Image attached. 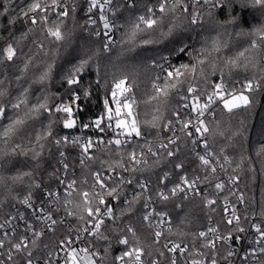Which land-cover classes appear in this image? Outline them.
Here are the masks:
<instances>
[{"label": "trees", "instance_id": "16d2710c", "mask_svg": "<svg viewBox=\"0 0 264 264\" xmlns=\"http://www.w3.org/2000/svg\"><path fill=\"white\" fill-rule=\"evenodd\" d=\"M30 0H13V7L18 11V5H25ZM50 2V0H49ZM69 5L73 3L76 5V12L69 13V16L64 19L62 31L65 34V39L61 42L55 41L53 37H48L45 32L41 31L40 25L35 26L34 31L29 33L28 38L20 40L17 47V57L13 62H0V89L6 91L4 97H0V102L5 103L6 112L4 116H0V223H3L7 218L4 213L13 214L15 209L20 206V200L24 198L31 190L33 195H39L44 190L51 191L59 190L61 184L59 180L66 174L69 180H76V192L80 191H100L97 186L92 188L93 177L92 171L99 169L101 172H108L107 165L101 166L99 160H107L109 163L120 159L115 147L110 146V150L93 151L98 159L95 162L88 161L86 158L84 166L79 163V156L81 150L74 145L56 146L53 144L54 138L67 136L71 131H67L61 122L62 114H55L49 116L47 112L41 111L39 114L28 113L31 105L42 102L45 95L48 96V105L55 109V105L69 100L67 93L68 85L62 80V74L68 70L71 64H75L81 58H86L92 55L99 49V55L93 56V61L90 62L85 72L82 73L84 83L95 81V65L100 66L101 83H103L105 73L108 74L109 90L112 79V74L115 73L117 78L121 73H126L129 76L128 83L132 85V95L136 98L135 111L138 113V118L141 122V130L143 135L141 140H147L151 143L160 141L161 139L167 141L171 135L163 124L167 123L169 119L173 120V110L182 112L183 104L186 102L181 100L182 96L187 95L188 98L192 95L187 93L189 85L195 86L201 92L211 91L205 85L204 78L200 75V70L203 68L205 75L208 76L210 82H218L220 76V69L224 70L225 81L230 87H235L237 90L242 89L243 82L247 79H252L253 76L261 81V88L256 89L252 93L245 90V94L250 96L253 104L249 108L234 109L231 113L223 109V105L217 103L214 107L215 119L212 116H206V123L212 129L210 133H206V139L210 149L219 157L229 158L230 167L233 174L238 178L239 195L243 193L244 196V211L256 217V221L260 223L264 220L261 216L264 210V153H261L264 147V131H262V117H264V78L258 69L251 67L245 69L243 66L233 68L231 73L225 67V62L229 57H236L237 53L249 48V52L245 56L255 57L260 61V67H264V52L260 50L251 49V37L244 33L249 32L255 27L264 24V10L258 6H253L251 0H229V7H221L213 9L212 15L205 13L203 20L196 26H187V21L183 17H179L176 23L181 25L177 28L171 36L161 37V28L145 30L138 34L134 42L127 41L125 35L129 31V21L136 16L145 13L143 7H137L132 10H122L117 13V19L120 21L122 27L121 35L118 42L114 46H110V50L103 51L104 40L92 35L94 30L91 25L87 24L89 13L87 12V4L85 0H67ZM125 0H117V5L124 3ZM138 4H152L157 5L158 0H134ZM189 4L191 0H186ZM4 0H0V11ZM242 5H244L242 7ZM58 11V10H57ZM15 15V13H13ZM159 15V14H157ZM50 26L51 22L56 20L54 13H49ZM232 16L238 18L236 23H225L231 20ZM172 23L171 16H166L162 26L163 31H167V25ZM8 21L4 17H0V49H2L9 40V32L19 39L22 32H26L29 27H33L30 23H25L21 17L17 23L12 27H7ZM143 27V25L141 26ZM241 29L244 32L237 35ZM151 39L154 42L143 44L141 41ZM34 41L43 43V49H39ZM219 45V51H212L213 42ZM187 46L186 51L179 52V47ZM226 45V46H225ZM204 49V52L201 50ZM31 56V63L27 71H22L25 60ZM167 57V60L161 59ZM196 58L205 59L203 65L198 63ZM156 61L157 64L163 65L164 68L179 67L181 64L196 65L195 74L188 73L181 79V82L176 84L175 88L168 89V95L165 97L162 94L158 95L153 88V83L159 84L163 87L166 83L164 77L165 72L161 68L152 64ZM216 64L215 75H213L212 64ZM49 64H53L51 76L43 82L39 81V77L45 71ZM243 64V58H241ZM20 77L18 80L17 77ZM159 76V79L157 77ZM175 83V81H172ZM24 89H28L27 100L28 106L21 105L19 110H13L11 103L15 102L17 97H20ZM92 95L85 100L81 95L79 109L73 106L74 114L77 115L80 122L89 121L95 115L102 111V99L105 94V89L96 90V85H92ZM78 90V89H76ZM59 94V95H57ZM156 97V99H152ZM39 98V99H38ZM158 110V111H157ZM17 116L24 119L25 123L19 125L16 131L7 138L5 144V137L2 135L4 128L15 119ZM154 116H159L157 121L159 125L153 128L150 123ZM49 120H55L56 123L52 125V138L36 140L37 134L43 137L46 126ZM159 133V136L157 135ZM182 136V135H181ZM43 144L44 148L41 150L39 144ZM21 145V148L28 150L27 154H21L18 149L15 153L11 149L15 145ZM137 144H131L128 147H122L121 153L124 154V160L127 164V152L132 151ZM180 151L176 157H167L166 152H163L159 157L160 163L155 164L156 159L151 158L147 165L141 166L144 171L131 173L133 176L144 179L151 183L153 196L160 209L168 212L172 218V233L165 235V241L174 240L176 242H183L193 248L194 234L202 230H207L210 225L208 218L212 219V227H218L220 234L226 235L232 230V226H228L224 219V208L221 201L218 200L214 205L207 206L203 202V196L190 197L188 200H183L182 197L170 198L168 202L159 201L157 196V189L171 188L174 183L179 180V176L184 173L190 176L195 174H205V169L195 160L193 153L187 144V138L182 137L179 143ZM174 152L176 148L169 146ZM42 151V155L33 159V152ZM223 149V151H221ZM65 151V159L69 164L67 173L63 170L59 163V152ZM9 153L7 156L4 153ZM243 157V161L241 160ZM183 161L185 167L183 171L174 168V164ZM37 165H39L37 167ZM237 165H240L237 167ZM59 169V171H57ZM116 170H122L116 168ZM31 172L30 177H24L22 181L13 182L12 177L24 173ZM164 172H170L173 179L169 178L164 184L159 183V178L163 176ZM55 173V175H52ZM124 173V172H123ZM125 174V173H124ZM128 178V173L125 174ZM130 175V173H129ZM87 183H84V180ZM116 180L108 181L110 186H114ZM35 183L41 185L40 188L34 186ZM135 183V182H134ZM31 186V187H30ZM132 185L121 186V196L127 194L128 188ZM73 192L71 197L75 203L82 202V198ZM216 192H212L215 195ZM208 197V196H207ZM212 197V196H210ZM214 196L213 198H215ZM66 198L65 193L59 194V201L54 210V217L58 223L55 226V231H47L39 240V248L34 251V259L44 256L48 251L55 250L58 246V241L65 237L72 235L77 229L85 225L84 221L79 220L78 216H68L67 210L63 204ZM217 199V197H216ZM144 200L141 198L140 203L134 204L132 213H125L121 216L122 209L128 206L122 202L113 205L115 216L119 219H106V224L102 226L101 231L104 235L109 236V242L103 240H93V243L101 255L103 249L111 243L110 254L108 259L118 255L125 250L124 246L117 244V238L120 229L125 228L126 225L131 224L137 231V236L140 238L146 251L148 246H151L153 256L145 255L146 260L158 257L155 249L161 248L164 244L160 241L159 244H152V233L155 232L153 227H148V223L143 221L142 216L146 209L143 208ZM175 204H181L180 208L175 207ZM95 206V202H93ZM58 209V210H57ZM214 209V210H213ZM69 210L78 211L74 206L70 205ZM255 214V215H254ZM63 217V223L59 222ZM184 220V223H181ZM248 222V218L246 219ZM69 228L72 232L69 233ZM116 229V231H113ZM1 232V229H0ZM184 233L180 235L178 233ZM25 233H17L19 235ZM232 234H236L233 231ZM131 241V234H128ZM209 238H211L209 236ZM29 242L31 241L30 238ZM204 243L203 239H195V248L207 252V249L201 247ZM48 244L49 248L45 249L44 245ZM217 250H227L225 245H217ZM166 252V250H165ZM169 255L166 252L163 263L167 261ZM19 259V257H17Z\"/></svg>", "mask_w": 264, "mask_h": 264}, {"label": "snow or ice", "instance_id": "6c2138e0", "mask_svg": "<svg viewBox=\"0 0 264 264\" xmlns=\"http://www.w3.org/2000/svg\"><path fill=\"white\" fill-rule=\"evenodd\" d=\"M87 4V12L91 14L94 9L99 11V20L103 24L104 37L105 42L103 44V51L107 52L110 50V45L116 43L113 40L110 32L113 28L117 27V25L109 19L107 12H111L112 16L115 17L118 12L125 10H132L137 7H143L145 9L144 14H140L136 16L134 19L129 21V31L125 34L127 36V41L124 42H134L139 33L151 29L161 28L160 36L167 37L171 36L173 32L181 27V25L176 23V20L179 17H183L184 20L187 21V26H196L198 25L204 18L205 13L209 16L212 15L213 9H219L223 7H231L229 4V0H191L189 4L186 0H158V5L152 4H138L134 2V0H125L124 3L117 5L116 0H85ZM253 6H258L261 10H264V0H251ZM244 5H242L243 7ZM18 11L13 7V0H4L2 5V11H0V17H4L7 19L8 24L7 27L14 26L17 21L23 17L25 23H30L33 27H29L26 32H22L19 39H16L11 32H9V40L6 42L5 46L0 49V62H13L17 57V47L16 45L20 43V40H24L28 38L29 33L34 31L35 26L40 25L41 31L45 32L48 37H53L55 41L61 42L65 39V34L62 31V25L64 23V19L69 16V13L76 12V5L73 3L69 5L67 0H30L25 5H18ZM157 9L159 15H157ZM58 10V11H57ZM15 13V15H13ZM49 13H54L56 20L51 22L50 26V16ZM166 16H171L172 23L167 25V31L162 30V26L164 24V20ZM238 18L236 16H232L231 20L225 21V23H236ZM89 25H95L97 23L96 20L92 19V16H88V20L86 21ZM143 25V27H141ZM123 27V25H120ZM244 32L241 29L240 32H237V35H241ZM251 37L250 48L254 50H260L264 52V24H261L259 27H255L251 29L249 32L244 33ZM92 35L100 36V31H96L92 33ZM143 44L153 43L154 41L151 39H145L141 41ZM37 44L39 49H43L44 45L40 41H34ZM226 46V45H225ZM187 46L179 47L177 51L184 52L186 51ZM205 50L202 49L201 52ZM212 51H219V45L213 42ZM249 52V48H245L243 51L237 53L236 57H229L225 62V67L229 69V73L233 68H239L243 66L245 69L251 67L253 69H258L262 73V78H264V67H260V61L256 60L255 57L245 56V53ZM99 55V49L93 53L92 55H88L86 58H81L77 63L71 64L66 72L62 74V80L66 82L68 85L67 93L69 94V100L67 102L57 103L55 105V109L53 111L52 108L48 105V96L45 95L43 97L42 102L31 105L28 110L31 114H39L41 111L47 112L49 116H53L55 114H62L63 118L61 120L63 127L65 129H73L78 124V117L74 114L73 106L79 109L80 105L78 101L81 99V95L85 100L89 99L92 95V85L93 83L96 85V90L105 89V94L102 99V111L91 118L89 121L80 122L81 131L83 129L94 128L98 131L99 135H97L95 141L91 136L84 138L82 136H73L69 138L68 136H62L59 138L53 139V144L56 146L63 145H74L78 146L81 150L79 156V163L81 166L85 164V157L88 161L95 162L98 157L93 155V151H105L110 150L111 147H115L117 154L120 155L119 160L112 161L109 163L107 160H99L101 166L107 165L108 172H115L116 168L122 169L127 173H136L143 172V167H137L140 165H147L148 159L147 157L151 155L152 157H157L154 161L155 164L160 163V154L161 150L166 152L167 157H176L177 153L180 151L179 148L174 152L169 146L176 145L177 142L181 139L180 136L175 134V130L173 128V120L169 119L167 123L163 124V128L172 131L173 137L167 138V143L161 139L159 141L158 148L159 150L154 151L151 146L150 141H146L144 145H140L141 151L139 154L135 149L127 152V164L124 160V154L121 153V149L125 143L128 142L129 138L132 137H141L143 135L141 130V122L138 118V113L135 111L136 106V98L132 95V85L128 83L129 76L126 73H121L119 78H117L116 74H112L110 90H109V81L107 79L108 74L105 73V79L103 83H101V75H100V66L97 63L95 65V81H89L87 83L83 82L82 73L85 72L86 68L89 66L90 62L93 61V56ZM241 58H243V64H241ZM31 56H28L24 63V68L22 71H27L29 64L31 63ZM163 60H167V57H161ZM198 63L203 65L205 63V59L196 58ZM152 64L156 67L161 68L163 72L166 73L164 79L166 81L165 85L161 87L159 84L153 83V88L155 89L158 95L167 96L169 88H175L176 84L181 82V79L185 77L189 72L195 74L196 65H188L181 64L179 67L165 69L163 65L157 64L156 61H152ZM53 64H49L45 71L39 77V81L43 82L46 79H49L51 76V70L53 68ZM171 67V66H170ZM213 75H215L216 64H212ZM200 75L204 78L205 85L211 89V91L201 92L193 85H189L187 88V93L191 95V104L185 102L183 104L184 108H191V112L196 113V125L195 132L200 133L202 136L206 133H210L212 129L206 123L205 114L212 116L215 119L214 107L217 103L223 105V109L227 110L231 113L234 109H238L241 107L249 108L252 106L253 101L250 99V96L245 94V90L248 93H252L256 89L261 88V81L256 79L253 76L252 79H247L243 82L242 89L237 90L235 87H230L229 84L225 81L224 70L220 69L219 82H210L208 76L205 75L203 68L200 70ZM19 80L20 77L18 76ZM159 79V76L157 77ZM172 81H175L173 83ZM78 89V90H76ZM28 89H24V92L21 93L20 97L15 99L14 103H11V108L13 110H19L21 105L28 106L27 100ZM6 95V91L0 89V97H4ZM59 95V94H57ZM39 99V98H38ZM152 99H156V97H152ZM181 100L187 101L188 96H182ZM158 111V110H157ZM6 112V105L3 102H0V116H4ZM175 121L181 124L180 131L185 134L186 137H192L193 133L188 131L189 126L192 124L191 119H182L181 115L178 111L173 110L172 113ZM160 119L159 116H154L153 120L150 123L153 128L158 127L157 121ZM25 123L24 119L17 116L15 119H12L11 122L4 128L2 135L5 137V144H7V138L16 131L17 126L23 125ZM56 123L55 120H49L48 125L46 126V130L43 133V137L40 134H37L36 140L40 141L41 139L52 138V125ZM262 123V131H264V117L261 120ZM109 133H112L111 136H108ZM159 136V133H157ZM108 137V138H106ZM120 137H124L122 140ZM191 143L195 145L197 140H191ZM203 147L205 149V155H201L200 153H196V156L200 162L201 166H204L208 171V175L201 177L196 175L192 178L188 176L187 173L179 176V182L173 184V186L169 189L168 193H165L163 188H159L157 190V196L160 198L162 202H168L170 198L173 197H181L183 200L189 199V193H192L195 196H200L201 193L197 187V182H204L209 180V176L216 173L217 168L214 162L209 159L213 155V153L209 150L208 140H203ZM39 148L42 150L44 145L39 144ZM146 148V151L144 149ZM20 150L21 154H27L26 149L21 148V145L17 144L14 148L11 149V152L15 153L17 150ZM194 150V149H193ZM33 152V159H36L42 155V151H36L34 148L31 149ZM223 151V149H221ZM264 153V147H262L261 153ZM9 153L5 152L4 155L7 156ZM60 160L59 163L62 165L65 173L69 170V164L65 159V151L59 152ZM243 157L241 160L243 161ZM224 160L227 162L229 160L228 157H224ZM39 165H37L38 167ZM240 165H237L239 167ZM185 167V163L183 161L177 162L174 164V168L180 171H183ZM59 171V169H57ZM32 175L31 172H24L12 177V181L15 183L17 181H22L24 177H30ZM55 175V173H52ZM119 179L115 183L114 186H110L108 181L113 180V176L109 175L107 180L104 178V173L99 169L91 172V176L93 177L92 188L95 189L97 186L100 191L88 192V191H80L76 192V180L73 179L68 182L67 189L65 190L66 198L63 201V204L67 210L68 216H78L79 220L84 221V227L77 229L76 232V240H81V231L87 233L89 236H94L97 240H103L106 242L110 241V237L104 235L101 231L102 226L106 224V219L116 220L119 219V216H115L113 206L108 203L106 197H111L116 200L121 199V186L122 185H132L134 182L136 186L140 188L141 192H136L133 195L131 200L124 199V204L128 207L122 209L120 215L123 216L125 213L133 212V205L138 204L143 197L145 201L143 204L144 209H148L151 196H145L144 193L149 190V182L144 179L137 178L133 175H130L128 179H125L123 175L119 173L116 174ZM171 176L170 172H164L163 176L159 178V183L164 184V182ZM239 177H230V180L238 179ZM63 180H59V184H63ZM84 183H87V180H84ZM34 186L36 188H40L41 185L39 183H35ZM31 187V186H30ZM215 188L221 190L224 188V183L217 182L215 184ZM73 192H76L82 198V202L75 203L72 199L68 198L73 195ZM45 194L47 197H55L56 201H59L58 192H53L50 190H45ZM33 198V193L30 190L26 196L20 203L27 205L28 208H33V203L31 202ZM227 198H225L226 200ZM239 203H244V196L241 193L238 197ZM93 202H95V206H93ZM203 202L206 205H214L216 200L209 199L206 194L203 196ZM74 206L78 211L69 210V206ZM175 207L180 208L181 204H175ZM58 210V209H57ZM214 210V209H213ZM41 213H45V209L41 207L39 209ZM227 212V207L224 209ZM7 217L3 223H0V229L5 228L6 226L10 227L9 234L8 231H5L3 236L0 237V264H39V258L34 259V251L39 248V240L44 235V230H37L35 226L27 222L25 214L23 212L18 213V217L21 221H25V226L28 232L32 234V239L29 242V239L26 235H16V228L11 227V221L16 217L9 213H4ZM35 215V219L37 221L43 220L46 223L45 227L48 231H55V226L57 225V219L53 218L51 212L45 213L43 216ZM255 215V214H254ZM153 216L159 218V223L156 225V228L159 229L160 225L164 224L165 217H168L169 227L168 232L172 233L171 227V217L166 211H156L153 208L151 211H145L143 213L142 219L148 223V227H152L150 223ZM261 216L264 217V210L261 212ZM211 222V217L208 218ZM247 217L245 216V220ZM59 222L63 223V217L60 218ZM184 220H181V223H184ZM226 224L228 226H232V230L228 232L227 235H218V227H208L207 230L199 231L194 234V242L193 248L190 251L189 246L186 243H178L172 240H168L167 243L163 244L161 248H156V255L160 258H165L166 252L171 254L167 259V264H180L177 253L180 255L188 254V258L185 259L184 264H218V250L216 246V241L224 240L227 241L229 239H241L240 233H244L247 231L243 226H241V217L237 214L236 208L232 207L231 217L226 219ZM251 229L254 230L255 233V244L259 246V258H257V249L251 248L249 251L244 253V257L242 259L246 260L251 254L253 256V264H264V220L260 223H251ZM116 231V229H113ZM121 235L117 238V244L124 246L125 250L121 251L118 255H115L108 259L111 249V243L108 244L107 247L103 249V255H101L100 251H92L91 241L87 243V246L77 249L76 247H72L73 239L71 235L65 237L58 241V246L61 247V250L65 252V256L63 258V264H163L162 259L152 258L149 261H145L143 257L147 255L148 257L153 256V251L151 250V246H148V250L146 251L145 246L142 244L140 238L137 236V231L132 227L131 224L125 226V228L119 230ZM236 232L237 235L233 237L232 233ZM72 232V228H69V233ZM131 234V241L129 235ZM183 235L184 233H178ZM211 234V238H209ZM164 233L162 230H157L152 233V244L157 245L160 243L161 238ZM200 238L204 240V243L201 245L202 248L207 249V252L199 251L195 248V239ZM45 249L49 248L48 244L44 245ZM166 250V252H165ZM193 255L197 257H207V259H195L191 258ZM235 255V251L233 249H229L223 259L227 262V264H233V261L230 259ZM19 257V259H17ZM98 258V259H97ZM43 264H53V252L48 251L47 257L43 260ZM57 264L59 262L57 261Z\"/></svg>", "mask_w": 264, "mask_h": 264}, {"label": "built area", "instance_id": "2783aa9c", "mask_svg": "<svg viewBox=\"0 0 264 264\" xmlns=\"http://www.w3.org/2000/svg\"><path fill=\"white\" fill-rule=\"evenodd\" d=\"M117 2V0H116ZM169 2H171V0H169ZM158 5V4H157ZM106 15H108L109 19L112 20L116 25L117 27L113 28L110 32V35L112 36L113 40L116 41V43L118 42V39H119V36L121 35V31H122V27L120 26L121 23L120 21H118L117 19V15L115 17L112 16L111 12H107L105 13ZM156 14H159L158 12V9H157V13ZM92 16V19L96 20L97 23L95 25H91L94 32L96 31H100L101 35L99 37H101L104 41H105V37H104V31L105 29L103 28V24L102 22L99 20V11L94 9L93 12L91 14H89ZM116 43L114 44H111L110 46H114L116 45ZM171 68H175V67H166L165 69H169L171 70ZM219 82V81H218ZM187 103H189V105L191 104V96L188 98V100L186 101ZM180 115H181V118L182 119H191L192 120V124L189 126V129L188 131H191L193 133V136L192 137H186L185 134L183 132L180 131V128H181V124L177 123L175 121V118H174V122H173V128L175 130V134L180 136L181 139L182 137H185L187 138V144L189 145L192 153H193V156L195 158V160H197V162H199L197 156H196V153H200L201 155H205V149L203 147V140L206 139V134H204L203 136L200 134V133H196L195 132V125H196V113L194 112H191V108H183L182 112H179ZM208 114L206 113L205 114V119H206V116ZM168 131V130H167ZM171 133V135L169 137H173V132L172 131H168ZM82 136L84 138H87L89 136H91L93 138V140L95 141L97 135H99L98 131L94 128H88V129H83V131H81V126L79 125V120H78V125L77 127L71 131V133H69L67 136L69 138L73 137V136ZM112 133H109L108 136H111ZM182 135V136H181ZM108 138V137H106ZM122 140L124 139V137H120ZM174 138V137H173ZM181 139L177 142L176 145H170L172 148H179V143L181 142ZM197 140V143L195 145H193L191 143V140ZM147 140H141L140 137H132V138H129L128 139V142L124 144L123 147H128L130 146L131 144H137V146L134 148L136 150V152L139 154V152L141 151V147L140 145H144L146 143ZM165 143H167V141L163 140ZM158 145H159V141H154L151 143V146L153 147V150L154 151H157L159 150L158 148ZM194 149V150H193ZM209 150L213 153V155L211 157H209V159H211L216 168H217V171L215 174L209 176V180L208 181H204V182H200L198 181L197 182V187L201 193L200 196L202 195H205V190H206V194L208 196L209 199H214L216 200V202L218 200L221 201V204L223 205V208L225 209V207H227V212L224 211V219L226 221L227 218H230L231 217V212H232V207L234 206L237 210V214L241 217V226H243L245 229H247L246 232L244 233H240V237L241 239L239 240H236V239H229L227 241H224V240H218L216 241V246L217 245H225L227 247V250H218V255H217V259H218V264H227V262L223 259V257L226 255L227 251L229 249H233L235 251V255L233 257H231L230 259L233 261V264H242V259L244 257V253L246 251H249L251 248H256L257 249V258H259V252H258V248L259 246L257 244H255V233H254V230L251 229L250 227V224L251 223H258L256 221V217L255 216H252L250 215L247 211L245 212L244 211V203H239L238 202V199L237 197L239 196V189H238V179H235V180H230V177H236L233 172L231 171V167H230V161L228 160L227 162L224 160V158H221L219 156H217L209 147ZM144 151H146V148L144 149ZM164 151L161 150V154L163 153ZM160 154V156H161ZM153 158L151 155H149L147 157L148 159V163L150 162V159ZM154 159H157V157H154ZM85 161H86V157H85ZM200 163V162H199ZM141 166H144V165H140V166H137V167H141ZM206 173L205 174H202V175H199V174H195V175H192L190 176L188 174V176L190 178L196 176V175H199L201 177V180H203V177L205 175H208V171L206 170V168L204 166H202ZM123 170H115V172H103L104 173V178L105 180H107V177L109 175L113 176V180H116L118 181L119 177L116 175L117 173H119L120 175H123L125 177V179H128L130 175L128 173V178L126 177V173L127 172H124ZM173 175H171L169 177V180L170 179H173L172 177ZM60 180H63L64 183L61 184V188L59 190H55L53 192H58V194H60L61 192L65 193V190L67 189V185H68V182L73 180H69L66 176V174H63V176L61 177ZM223 182L224 183V188L221 189V190H218L215 188V184L217 182ZM179 182V180L177 181ZM153 188H151V183L149 182V190L148 192L144 193L145 196H151V200L148 201V204H149V207L148 209H146V211H151L153 208L156 209V211H165L163 209H160L159 206L157 205V202L153 196V193H151ZM165 193H168L169 189L167 188H163ZM48 190V189H46ZM158 190V189H157ZM51 191V190H50ZM142 190L140 188H138L136 186V183H133L132 184V187L128 188L127 190V194L126 195H123L121 196V199L120 200H116V199H113L111 197H106V199L108 200V203L110 205H114L116 203H119V202H122L124 204V199H128V200H131L133 195H135L136 192H141ZM216 192L215 195H212V192ZM200 196H195L193 195L192 193H189V198L190 197H200ZM212 196V197H210ZM214 196L216 197L213 198ZM182 197V196H181ZM159 198V197H158ZM225 198H227L225 200ZM159 201H160V198H159ZM33 203V208H28L27 205H24V204H20V206L18 208L15 209L14 213L12 215H14L16 218L13 219L11 221V227H15L16 228V234L19 233V232H22V233H25V235L32 239V234L30 232L27 231L26 229V226H25V221H21L18 217V213L20 212H23L25 214V217H26V220L27 222H30L32 223L35 228L37 230H41L43 229L44 230V233L47 232V228L45 227L46 223L45 221L43 220H40V221H37L35 219V215H33V213H35L36 215H41L43 216L45 213L47 212H51L52 215H53V218L54 217V210L56 209V207L58 206L57 205V201L55 199V197H47L46 194H45V190L39 194V195H33V198H32V201ZM145 202V201H144ZM207 206H211V205H207ZM43 207L45 209V213H41L39 211V209ZM170 215V214H169ZM245 216L248 218V222L247 220H245ZM171 217V216H170ZM107 219V218H105ZM165 223L160 225L159 229L156 228V225L159 223V218L153 216V218L151 219L150 223L152 224V227L154 228L155 231L157 230H162L164 235L163 237L161 238L160 241H163L164 244L168 242L165 241V235L168 233V227H169V222H168V217H165ZM146 223H149V222H146ZM170 223H171V227H172V218L170 220ZM208 224L210 225V227H212V219H211V222L208 220ZM86 225H83L82 227H84ZM81 227V228H82ZM102 229V228H101ZM5 231H8L9 234H11L10 232V227L9 226H6L5 228L1 229V232H0V237L3 236L4 232ZM206 231V230H205ZM76 234L77 232H75L73 235H72V239H73V244L71 245L72 247H76L77 249L79 248H82V247H85L87 246V243L89 241H91V244H92V251H97L94 243H93V240H95V237L94 236H89L87 233L85 232H82L80 233L81 235V240H76L75 237H76ZM218 235H222L220 234V231L218 230ZM227 235V234H226ZM233 237H235L237 235L236 234H232ZM210 237H211V234H210ZM174 241V240H172ZM176 242V241H174ZM178 243H182L183 242H178ZM146 246H149V244L147 242H145ZM189 246V245H188ZM189 250L191 251V247L189 246ZM199 250V249H197ZM2 251V250H0ZM199 251H202V250H199ZM53 252V264H57V261L59 262V264H63V258L65 256V252L63 250H61V247L57 246L55 248V250H52ZM168 255H171L169 253H167ZM177 256L179 258V262L180 264H184V261L186 258H188V254L185 253L184 255H180L179 253H177ZM47 257V253L40 257L39 258V264H43V260ZM155 258H158V257H155ZM191 258H195V259H207V257H197L195 255H193ZM98 259V258H97ZM143 259L147 262L148 260L145 259V256L143 257ZM160 259V258H158ZM253 256L251 254H249L248 258L246 260H243V264H253ZM163 264H167V261Z\"/></svg>", "mask_w": 264, "mask_h": 264}, {"label": "water", "instance_id": "95a60500", "mask_svg": "<svg viewBox=\"0 0 264 264\" xmlns=\"http://www.w3.org/2000/svg\"><path fill=\"white\" fill-rule=\"evenodd\" d=\"M77 125H78V124H77ZM76 127H77V126H76ZM76 127H75V128H76ZM75 128H73V129H66V130H67V131H73Z\"/></svg>", "mask_w": 264, "mask_h": 264}]
</instances>
